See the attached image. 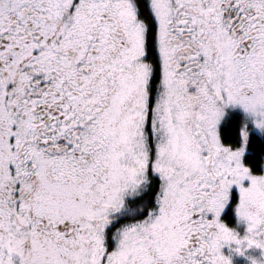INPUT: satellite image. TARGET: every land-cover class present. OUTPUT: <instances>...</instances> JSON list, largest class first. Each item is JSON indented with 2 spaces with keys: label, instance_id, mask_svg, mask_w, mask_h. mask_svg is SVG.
<instances>
[{
  "label": "snow or ice",
  "instance_id": "6c2138e0",
  "mask_svg": "<svg viewBox=\"0 0 264 264\" xmlns=\"http://www.w3.org/2000/svg\"><path fill=\"white\" fill-rule=\"evenodd\" d=\"M0 264H264V0H0Z\"/></svg>",
  "mask_w": 264,
  "mask_h": 264
}]
</instances>
